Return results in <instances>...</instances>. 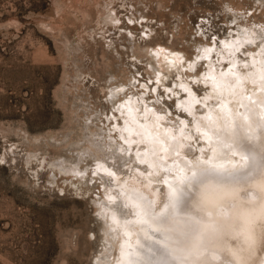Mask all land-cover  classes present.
I'll list each match as a JSON object with an SVG mask.
<instances>
[{
	"label": "rangeland",
	"instance_id": "374dc122",
	"mask_svg": "<svg viewBox=\"0 0 264 264\" xmlns=\"http://www.w3.org/2000/svg\"><path fill=\"white\" fill-rule=\"evenodd\" d=\"M261 113L264 0H0V264H115L107 225L120 201L107 199L103 165L117 193L147 201L131 241L133 263L149 264L177 236L153 218L169 182L182 186L197 157L239 166L220 136L238 144L231 130L245 123L257 143ZM216 209L196 255L167 245L177 264H225L218 241L244 250Z\"/></svg>",
	"mask_w": 264,
	"mask_h": 264
},
{
	"label": "snow or ice",
	"instance_id": "6c2138e0",
	"mask_svg": "<svg viewBox=\"0 0 264 264\" xmlns=\"http://www.w3.org/2000/svg\"><path fill=\"white\" fill-rule=\"evenodd\" d=\"M224 107L227 106L224 105ZM239 115L242 116L244 122L247 121V116ZM205 119L210 120L211 117L208 116ZM238 127L241 129L239 143L234 144L229 138L222 146L229 149L232 157L239 155V166L237 163L229 161L232 165L231 169L225 168L223 164L213 163L212 156H209L207 160H200L197 157L195 167L192 166L191 161H187L188 174L182 176V186L169 185L170 198L161 211L153 217L160 225L167 226L168 231L177 233L176 244L181 251L187 249L191 255L198 253L208 224L205 218L211 215L207 209L217 206L224 196L229 194L222 189L227 188L229 191H235L243 188L246 197L254 198L258 193L261 200L264 201V113H261V120L257 125L260 129L258 144L252 142L253 137L247 134L245 123H241ZM237 147L243 148L244 151L242 153L236 151ZM179 172L183 173L184 169H179ZM112 175L111 172L107 173V176L104 177L106 183H112L110 179ZM165 183L167 182L165 181ZM251 189H255V192ZM123 207H127V205ZM178 209L189 216L183 228H178L175 220ZM146 214L141 210L136 214L138 219L131 221L127 219L129 213L123 212L122 215L125 219L119 226L126 229L134 223H146L143 220V215ZM113 222L116 223L115 218H113ZM162 239H168V237H163L162 234ZM154 247V251L150 249L149 264H177V257L173 255L166 244H157ZM185 259L187 258L185 257ZM225 264H234V259L225 257ZM258 264H264V257L259 259Z\"/></svg>",
	"mask_w": 264,
	"mask_h": 264
},
{
	"label": "bare ground",
	"instance_id": "6f19581e",
	"mask_svg": "<svg viewBox=\"0 0 264 264\" xmlns=\"http://www.w3.org/2000/svg\"><path fill=\"white\" fill-rule=\"evenodd\" d=\"M171 60L173 61V63L170 64L169 61L168 62L166 61V63L168 66L174 67V64L176 63V58L173 57ZM164 69H166V68H164ZM245 77L254 78L255 73L248 75V76H245ZM233 88L231 90L230 88L219 87L218 91H221L225 94V93H229V91H234ZM243 103L245 104L244 99H243ZM123 107L128 108V105L123 104ZM219 112L222 113V110H219ZM130 114H131V112H130ZM218 114L219 113H217V115ZM135 119H137V118H135ZM131 121H132V119L130 120V122ZM139 124H140V122H139ZM141 127H142V125H141ZM150 130L153 131L154 128H151ZM155 130L153 132H155ZM233 131H236L239 135L241 134V129L238 130V128L237 129L234 128L231 130V133ZM229 133L226 132V133H224V136H220V140H222L223 143L225 141H227L226 137L230 138V136H228ZM254 134H256V133H254ZM255 136H257V138L259 139L260 129ZM153 139H154V137H153ZM154 141H155V139H154ZM258 143H259V140L257 141V144ZM157 146H158L157 150L159 149V151H161V150L172 151L173 150V147H171V146L167 147L166 149L165 148L163 149L162 146H159V145H157ZM153 153H152V155H153ZM155 154H156V152H155ZM152 155H149V156L146 155L145 157H147L149 159V161L151 159L153 162L154 158L151 157ZM140 159H142V158H140ZM156 160H158V159H156ZM98 168L101 169L102 172H104L105 176H107V173L111 172L106 166L104 167V165L102 167L99 166ZM171 182L172 181L169 182V185H171ZM172 184H173V182H172ZM108 185H109V188H111L114 196H113V198L107 197V199H110L114 203H115L114 200H116L118 198H119L118 202L120 201L119 203L116 202L115 203L116 205L114 204L111 207L110 223L107 225L108 226V233L106 232L108 235H110V238H112L111 240H113L117 243L116 245L118 247L119 255H118V257H116L117 261L115 262V264H132L134 257L137 256V254H138L140 238L137 239L138 241L136 240L137 241L136 244L133 243V241H131L132 235H133V230L131 231V227L133 225L129 226L126 229L121 228L119 225L123 224V222H124L125 217L122 215L124 210L126 211L129 207L130 209H132L134 215L137 217L136 214L140 213L141 210H143V211L147 210L146 209L147 208V206H146L147 201L145 199L143 200V197L140 195L135 197V196H133V194H131L129 192H125L124 190H121V192H122V195H121V194H119L121 192L117 193V191H115V189L113 188L114 185H112V183L108 184ZM124 187H128V186L124 185ZM124 187H122V188H124ZM222 191L228 192L229 194L225 195L224 198L218 203V205H217L218 209H216L215 211H216V213L220 211L221 214L217 218L221 219V221H220V223H217L216 220L217 221H219V220L216 218V220H215L216 224L215 223L214 224L216 226H220V228L222 229L221 230L222 237L226 236L227 238H235V239L239 238V239H237L239 242H240V239L242 238V241L240 243L244 246V250L242 251V249L240 247H236L235 245H233L231 243L227 244L226 242L218 241L219 243L217 242V244L219 245V247L221 246L223 248V252L225 249H227V252L225 253L226 254L225 257H227V256H229L230 258H231V256L233 258L235 257L234 258V264H258L259 259L264 257V228H260L261 224H264V201L261 200L258 193L255 195L254 198L246 197L244 194L243 188H239L235 191H229V189H226V190L222 189ZM251 191L255 192V189H251ZM166 194H167V192H166ZM119 195H120V197H119ZM170 195H171V190L169 188L168 194L166 195L167 196L166 197L167 198L166 204L170 198ZM124 205H127V207H123ZM215 207H210V208L214 209ZM259 208L262 210V213L257 215L255 211H257ZM152 210H154V209H152ZM207 210L209 211V208ZM209 212H211V210ZM213 214L214 213L211 212V215L208 217H213L214 216ZM113 218H115L116 223L113 222ZM127 219L131 220V221H136V219L129 218L128 216H127ZM188 219H189V216L184 217L180 221L179 226L184 227L185 221ZM107 220H109V219H107ZM208 222H209V219H208ZM105 227H106V225H105ZM141 227L142 228H149L150 226L148 227L146 224V225H141ZM154 228L155 227H153L149 230H151V232H152V230H154ZM106 229H107V227H106ZM154 231L152 233L155 236H157L158 238L159 237L162 238V234L165 235V233H164L165 231H163V230H158L159 232H157V230H156V232H154ZM107 237H109V236H107ZM142 238H144V237H141V239ZM107 240H109V239L107 238L106 241ZM163 241H165V239H163ZM171 241H176L175 237H173V239H169V241H167V243H164V244L173 245L174 243H171ZM107 242H109V241H107ZM174 245H176V243ZM169 248L171 249V247H169ZM108 249H109V246H108ZM229 253H230V255H229ZM106 254H107V252H106ZM106 254H105V257L106 256L108 257V255L110 256V253L108 255H106ZM108 258L110 259V257H108ZM107 262L108 261H106V263ZM133 264H135V263H133Z\"/></svg>",
	"mask_w": 264,
	"mask_h": 264
}]
</instances>
